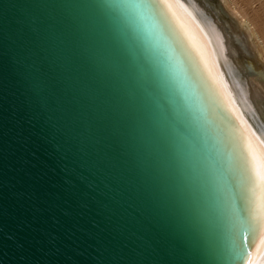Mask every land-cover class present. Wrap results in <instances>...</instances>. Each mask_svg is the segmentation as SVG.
Here are the masks:
<instances>
[{
  "label": "water",
  "instance_id": "water-1",
  "mask_svg": "<svg viewBox=\"0 0 264 264\" xmlns=\"http://www.w3.org/2000/svg\"><path fill=\"white\" fill-rule=\"evenodd\" d=\"M96 11L167 116L198 214L162 190L144 146L113 134L118 117L102 101L128 103L133 86L84 52L99 47L79 30ZM203 117L152 23L126 0H0V264H240L242 201ZM209 236L219 258L206 253Z\"/></svg>",
  "mask_w": 264,
  "mask_h": 264
},
{
  "label": "bare ground",
  "instance_id": "bare-ground-1",
  "mask_svg": "<svg viewBox=\"0 0 264 264\" xmlns=\"http://www.w3.org/2000/svg\"><path fill=\"white\" fill-rule=\"evenodd\" d=\"M180 3L191 21V36L179 20L171 17L165 23H151L226 157L244 211L243 218L237 216L235 222L239 248L244 255L239 234L250 228L251 243L255 245L252 251L256 252L254 264H264V243L257 224L258 191L255 184L244 179L246 131L232 111L235 105L255 136L264 140V20L243 9L238 0ZM197 44L210 53L214 67L205 62ZM240 264H244L243 257Z\"/></svg>",
  "mask_w": 264,
  "mask_h": 264
},
{
  "label": "snow or ice",
  "instance_id": "snow-or-ice-1",
  "mask_svg": "<svg viewBox=\"0 0 264 264\" xmlns=\"http://www.w3.org/2000/svg\"><path fill=\"white\" fill-rule=\"evenodd\" d=\"M127 6L138 17L142 24L148 22L165 23L169 17L177 19L184 26L189 36L192 35L191 21L189 20L180 0H126ZM102 11L92 13L90 19L80 26L86 36H91L99 46L96 49L86 48L84 52L95 57L99 62L109 68L110 73L122 83H131L133 88L127 95L129 102L123 105L112 104L110 100L102 101L111 107L117 120V126L113 129L114 135L127 133L138 141L147 150L152 160L151 167L157 175V180L162 190L176 204L185 211L195 215L201 211L202 199L196 189L189 183L185 171L177 153L173 149V143L167 130V116L157 111L151 103V90L147 81L142 80L139 69L131 58L129 49L123 44L112 24L105 22ZM201 55L210 67H214L210 59V53L197 44ZM64 73H71V59L65 58L60 66ZM66 79L71 80L69 75ZM71 87V85H68ZM85 94L92 95L88 89ZM230 99V97H229ZM232 111L236 113L246 131L245 140V175L248 184H255L258 195L256 200V211L258 212L257 224L260 232L261 242L264 243V140H259L252 132L247 122L240 116L238 109L232 105ZM137 191L141 189L137 188ZM144 194L152 199V193L144 190ZM244 243V264H254L256 252L251 243L250 228L241 233ZM206 253L217 255L212 239L206 241ZM251 257V259H250Z\"/></svg>",
  "mask_w": 264,
  "mask_h": 264
},
{
  "label": "rangeland",
  "instance_id": "rangeland-1",
  "mask_svg": "<svg viewBox=\"0 0 264 264\" xmlns=\"http://www.w3.org/2000/svg\"><path fill=\"white\" fill-rule=\"evenodd\" d=\"M247 1V2H246ZM252 2V3H251ZM250 0H238V4L245 10L249 11L251 14H256L259 15L261 18V22H263L264 20V0H254L251 1ZM248 3V4H247ZM245 6V7H244ZM225 9V7H223ZM255 12V13H254ZM259 13V14H258ZM261 13V14H260ZM226 16H228L229 18L234 19V17L232 18L228 13L225 14ZM263 19V20H262ZM264 23V22H263Z\"/></svg>",
  "mask_w": 264,
  "mask_h": 264
}]
</instances>
